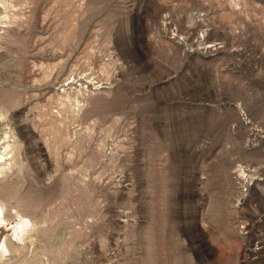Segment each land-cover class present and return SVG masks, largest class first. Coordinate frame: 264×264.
I'll return each instance as SVG.
<instances>
[{"label": "rangeland", "instance_id": "374dc122", "mask_svg": "<svg viewBox=\"0 0 264 264\" xmlns=\"http://www.w3.org/2000/svg\"><path fill=\"white\" fill-rule=\"evenodd\" d=\"M0 113L1 264H264V0H0Z\"/></svg>", "mask_w": 264, "mask_h": 264}, {"label": "bare ground", "instance_id": "6f19581e", "mask_svg": "<svg viewBox=\"0 0 264 264\" xmlns=\"http://www.w3.org/2000/svg\"><path fill=\"white\" fill-rule=\"evenodd\" d=\"M4 135H5L4 137L5 141L3 142L2 140L0 141V179L5 178L7 172H9L12 167L14 166L16 167L17 165L20 164V161L18 159V153H17V150H19V147H18V140H17L16 134L11 129H9L7 132L5 130ZM8 192H10L9 186L7 185L0 186V226L1 225L3 226L5 222L7 223V221L11 219L12 216L14 217V215L12 214V209L8 207L7 202H6L7 200L6 196ZM35 227H36V224L29 218L27 214H25L24 212L16 211V222L11 227L10 236L5 237L0 242V259L5 255V253L18 250V248H11L9 247V245H7L10 243L11 239L19 243L21 242L23 244V242L26 241V239L31 237L30 233L32 231L34 230L37 231ZM0 262L3 263V261L1 260Z\"/></svg>", "mask_w": 264, "mask_h": 264}]
</instances>
